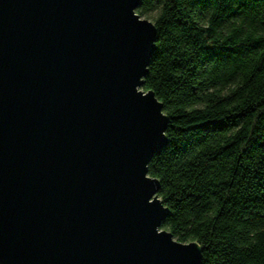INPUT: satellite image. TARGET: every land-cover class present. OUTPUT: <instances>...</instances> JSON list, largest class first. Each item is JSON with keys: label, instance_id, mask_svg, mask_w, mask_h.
I'll return each mask as SVG.
<instances>
[{"label": "water", "instance_id": "1", "mask_svg": "<svg viewBox=\"0 0 264 264\" xmlns=\"http://www.w3.org/2000/svg\"><path fill=\"white\" fill-rule=\"evenodd\" d=\"M139 1L0 0V264H201L148 174L168 117Z\"/></svg>", "mask_w": 264, "mask_h": 264}, {"label": "trees", "instance_id": "2", "mask_svg": "<svg viewBox=\"0 0 264 264\" xmlns=\"http://www.w3.org/2000/svg\"><path fill=\"white\" fill-rule=\"evenodd\" d=\"M264 3V0H256ZM253 0H140L157 30L144 77L168 117L148 174L161 227L201 264H264V16Z\"/></svg>", "mask_w": 264, "mask_h": 264}, {"label": "clouds", "instance_id": "3", "mask_svg": "<svg viewBox=\"0 0 264 264\" xmlns=\"http://www.w3.org/2000/svg\"><path fill=\"white\" fill-rule=\"evenodd\" d=\"M251 7H254L256 9V11L261 15L264 16V3H257L256 0H253V3L250 5ZM162 220V219H161ZM161 222V221H160ZM156 232L157 231V227H156ZM159 234V233H158Z\"/></svg>", "mask_w": 264, "mask_h": 264}]
</instances>
